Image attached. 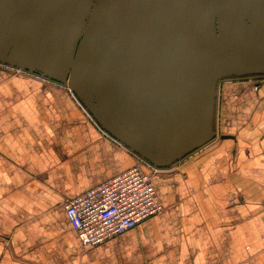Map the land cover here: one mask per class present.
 <instances>
[{"label":"crops","instance_id":"crops-1","mask_svg":"<svg viewBox=\"0 0 264 264\" xmlns=\"http://www.w3.org/2000/svg\"><path fill=\"white\" fill-rule=\"evenodd\" d=\"M230 1L0 0V264H264V45ZM146 165L162 212L86 249L63 203Z\"/></svg>","mask_w":264,"mask_h":264},{"label":"built area","instance_id":"built-area-1","mask_svg":"<svg viewBox=\"0 0 264 264\" xmlns=\"http://www.w3.org/2000/svg\"><path fill=\"white\" fill-rule=\"evenodd\" d=\"M157 171L149 165L135 167L63 203L65 215L86 249L133 230L162 212L152 184Z\"/></svg>","mask_w":264,"mask_h":264},{"label":"water","instance_id":"water-1","mask_svg":"<svg viewBox=\"0 0 264 264\" xmlns=\"http://www.w3.org/2000/svg\"><path fill=\"white\" fill-rule=\"evenodd\" d=\"M229 11V18L232 22H238L240 34L246 38V42L250 43L252 41L250 47H254L253 40L264 45V0H231ZM219 12L224 11L221 10ZM232 22H230V25L231 28L234 29ZM219 47L217 46L216 50L220 54L225 53V50ZM253 50L256 49L253 48ZM75 61L77 60L73 58L69 60V63L73 65ZM0 63L2 65H8L9 67L23 70V66L20 64H13L6 60L5 62L4 60H0Z\"/></svg>","mask_w":264,"mask_h":264},{"label":"rangeland","instance_id":"rangeland-1","mask_svg":"<svg viewBox=\"0 0 264 264\" xmlns=\"http://www.w3.org/2000/svg\"><path fill=\"white\" fill-rule=\"evenodd\" d=\"M210 2V1H209ZM218 6H219V2H218V0H214V8H218ZM218 13H219V11H216V13H215V17H217V15H218ZM1 64V63H0ZM2 65V64H1ZM0 65V66H1ZM14 69H16V68H14ZM20 70V69H19ZM19 72H21V70L19 71Z\"/></svg>","mask_w":264,"mask_h":264}]
</instances>
